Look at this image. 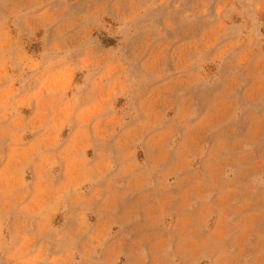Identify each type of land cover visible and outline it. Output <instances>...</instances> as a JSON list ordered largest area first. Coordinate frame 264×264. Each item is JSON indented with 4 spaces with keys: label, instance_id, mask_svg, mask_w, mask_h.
Listing matches in <instances>:
<instances>
[{
    "label": "rangeland",
    "instance_id": "obj_1",
    "mask_svg": "<svg viewBox=\"0 0 264 264\" xmlns=\"http://www.w3.org/2000/svg\"><path fill=\"white\" fill-rule=\"evenodd\" d=\"M0 264H264V0H0Z\"/></svg>",
    "mask_w": 264,
    "mask_h": 264
}]
</instances>
